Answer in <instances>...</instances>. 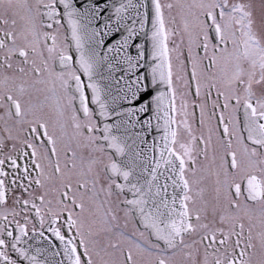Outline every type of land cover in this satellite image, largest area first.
<instances>
[{"label": "snow or ice", "instance_id": "obj_1", "mask_svg": "<svg viewBox=\"0 0 264 264\" xmlns=\"http://www.w3.org/2000/svg\"><path fill=\"white\" fill-rule=\"evenodd\" d=\"M0 264H264V0H0Z\"/></svg>", "mask_w": 264, "mask_h": 264}]
</instances>
